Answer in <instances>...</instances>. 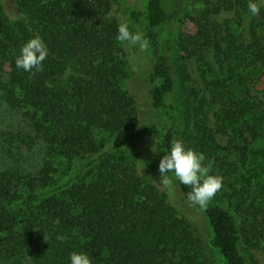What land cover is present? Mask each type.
<instances>
[{
    "label": "trees",
    "instance_id": "16d2710c",
    "mask_svg": "<svg viewBox=\"0 0 264 264\" xmlns=\"http://www.w3.org/2000/svg\"><path fill=\"white\" fill-rule=\"evenodd\" d=\"M202 1L193 14L163 0L131 9L109 0H17L25 18L16 20L0 1L3 86L45 149L34 172L0 169V261L70 264L72 251H87L93 264H208L197 227L146 177L160 175L164 151L182 139L205 156L211 174L222 177L219 192L236 202L242 218L237 229L215 195L201 208L210 247L221 264H250L242 244L250 238L264 242V8L252 16L248 0ZM222 10L249 22L247 40L213 19ZM121 21L137 26L147 41V59L138 63L157 118L152 124L141 123L142 106L128 89L129 72L139 68L130 63L135 45L116 39ZM34 34L44 39L49 55L42 70L25 72L15 58ZM207 52L221 72L205 80L217 105L213 126L201 120L185 128L169 101L172 55L186 59ZM243 76L251 77L247 84ZM250 81L259 85L257 94ZM251 104L259 117L237 127ZM96 132L103 136L96 138ZM113 135L122 136L115 148L124 149L102 152ZM152 138L158 152L145 150L141 174L137 143ZM251 155L256 163L249 168ZM71 169L59 183L57 177ZM172 183L188 202L191 189Z\"/></svg>",
    "mask_w": 264,
    "mask_h": 264
},
{
    "label": "rangeland",
    "instance_id": "374dc122",
    "mask_svg": "<svg viewBox=\"0 0 264 264\" xmlns=\"http://www.w3.org/2000/svg\"><path fill=\"white\" fill-rule=\"evenodd\" d=\"M5 14L10 20L24 19V14L20 11L17 0H0ZM116 8H142L144 0H109ZM165 6H177L187 13L196 14L202 9V0H163ZM264 8V7H261ZM213 19L220 24L222 27H230L235 34L239 37L248 39V21L240 20L235 16L233 11L222 10L213 16ZM132 32L138 33L137 26L128 24ZM135 45V49L130 53V63L132 66L139 68L140 62H144L147 59V48L141 51L139 44ZM136 56H139L137 59ZM171 63L175 73V86L172 95L169 96V101H171L176 109L177 115L185 128H192L196 122L205 120V122L213 126L214 122V111L216 110L215 103L212 100L211 93L207 90L205 80L209 81L215 79L216 77H221V72L215 63V60L211 53H205L202 57H190L186 59L177 58L175 54L172 55ZM142 69L139 71L129 72L128 79V89L131 91L139 105L142 106L141 112V123L142 124H152L157 121L156 114L152 111L149 103L147 101V89L145 74L141 73ZM258 76V72L251 74V76ZM249 77V76H248ZM247 76H243L245 79V84L251 79ZM262 80V79H261ZM4 78L0 76V169L15 168L25 171L34 172L38 170L43 163L45 149L44 145L40 142L39 138L35 136L34 132L30 128L29 121L25 115L23 108H18L14 106L8 99L6 93V87L3 86ZM248 86L251 88L253 94H257V89L259 85L250 81ZM260 115L259 109L251 104L246 107L244 120H239L237 127L248 121H255ZM102 133L96 132V138H101ZM121 135H113L109 138L104 149L112 152L111 149L121 150L124 148H115V146L120 142ZM222 144L226 142V138L219 139ZM155 145L158 147L157 138H152L150 140H144L137 143L138 156L136 159L138 169L141 174H145V150L149 147ZM132 146V145H131ZM123 147V146H121ZM141 149V150H140ZM116 150V151H117ZM129 154L130 152L126 150ZM142 151V152H141ZM128 153H124L123 156L126 158ZM121 155V154H120ZM249 168L255 166V159L253 155L249 158ZM64 169V166H62ZM74 173V170H67L65 175L57 177L59 183H63L67 178ZM147 179L154 182L159 188L165 190L169 196L170 202L177 208L183 215L189 218L192 223L197 227V230L202 237L203 245L205 249V254L207 256L208 264H221L222 261L214 252V250L209 245L208 240V228L205 222V218L202 214L201 208L199 206L191 205L190 203L184 201L181 195L177 192L175 184L170 182L167 184L170 186V190L166 188L167 185L160 182V175H146ZM216 199L219 205L226 210L235 220L237 229L240 227L241 217L234 208L236 202L227 201L223 198V193L219 192L216 194ZM242 232L239 231L241 235ZM46 240V239H45ZM242 248L250 264H264V242L256 241L250 238L248 241L242 244ZM0 264H35L27 259H18L14 262H3Z\"/></svg>",
    "mask_w": 264,
    "mask_h": 264
},
{
    "label": "clouds",
    "instance_id": "9594fccd",
    "mask_svg": "<svg viewBox=\"0 0 264 264\" xmlns=\"http://www.w3.org/2000/svg\"><path fill=\"white\" fill-rule=\"evenodd\" d=\"M247 7L250 15H259L261 7H264V0H248ZM116 39L121 43H138L141 51L147 48V41L142 40L139 33L131 32L126 21L119 23ZM48 55L49 49L46 42L40 35L34 34L21 45L15 58V65L25 72L40 71ZM152 151L158 152L155 145ZM164 152L158 165L160 182L167 185L173 180L179 181L180 184L191 189L187 194V201L191 205L207 207L221 189L222 177L211 174L210 167L204 163L205 156L188 147L182 139L172 141L169 149ZM69 262L70 264H93V258L87 251H72Z\"/></svg>",
    "mask_w": 264,
    "mask_h": 264
}]
</instances>
